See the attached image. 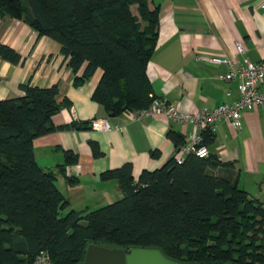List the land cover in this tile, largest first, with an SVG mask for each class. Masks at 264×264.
Wrapping results in <instances>:
<instances>
[{
  "label": "trees",
  "instance_id": "16d2710c",
  "mask_svg": "<svg viewBox=\"0 0 264 264\" xmlns=\"http://www.w3.org/2000/svg\"><path fill=\"white\" fill-rule=\"evenodd\" d=\"M150 1L0 0V16L56 42L75 86L100 70L92 100L114 117L151 104L146 68L160 10ZM0 58L21 62L3 45ZM20 89L21 97L0 101V264H32L39 253L52 264H81L89 245L157 250L179 264H264V197L251 199L236 184L233 164L213 155L190 154L181 163L172 157L136 181L125 163L101 175L117 183L118 201L64 213L68 201L55 172L41 169L32 155L34 139L69 127L51 123L61 107L57 86ZM201 136L205 148L214 137L208 130ZM171 138L176 150L182 146L180 135ZM64 154L60 172L76 163Z\"/></svg>",
  "mask_w": 264,
  "mask_h": 264
},
{
  "label": "crops",
  "instance_id": "0c3cea01",
  "mask_svg": "<svg viewBox=\"0 0 264 264\" xmlns=\"http://www.w3.org/2000/svg\"><path fill=\"white\" fill-rule=\"evenodd\" d=\"M159 7L158 39L146 68L150 97L165 100L177 112L212 110L239 98L236 82L221 81L230 66L207 65L200 57H227L231 68L243 59L264 63V0H151ZM0 45L21 58L11 64L0 58V101L22 96L21 86H57L60 110L52 116L57 129L33 140L36 164L55 172V184L68 201L64 213H84L118 201L122 194L114 180L101 175L125 163L132 165L136 181L143 171L160 169L176 151L172 135L186 144L189 133L199 132L190 124L163 118L135 120L133 113L109 117L92 100L101 71L75 86V75L66 66L59 45L38 36L22 21L0 16ZM237 46L243 48L238 51ZM81 75V71L77 76ZM260 90L264 93V80ZM108 118L120 131L101 132L90 128L94 120ZM233 129L230 122H216L209 155L232 163L234 180L251 198L264 197V109L243 110ZM92 145L98 151L95 155ZM65 152L76 163H65Z\"/></svg>",
  "mask_w": 264,
  "mask_h": 264
},
{
  "label": "built area",
  "instance_id": "2783aa9c",
  "mask_svg": "<svg viewBox=\"0 0 264 264\" xmlns=\"http://www.w3.org/2000/svg\"><path fill=\"white\" fill-rule=\"evenodd\" d=\"M240 53L243 48L237 46ZM207 65H226L230 66L224 76H219L221 81L236 82L239 85V95L236 102L220 104L212 110H195L188 113H180L168 104L165 100L152 97L151 104L148 108L133 113L135 120L163 118L166 121L178 124H190L199 132L189 133L186 137V144L178 148L174 153V160L181 163L187 155H194L198 158H206L208 150L202 145L201 132L208 130L214 132L216 122L227 120L233 129L238 127V118L243 110L250 111L257 108L264 109V93L260 90L264 80V63H252L243 59L242 63L235 68H231L233 62L227 57L210 56L200 57L198 61ZM90 128L101 132L120 131V127L113 125L108 118L94 120L90 123ZM32 264H52L49 257L45 253H39Z\"/></svg>",
  "mask_w": 264,
  "mask_h": 264
},
{
  "label": "water",
  "instance_id": "95a60500",
  "mask_svg": "<svg viewBox=\"0 0 264 264\" xmlns=\"http://www.w3.org/2000/svg\"><path fill=\"white\" fill-rule=\"evenodd\" d=\"M81 264H179L164 258L157 250L132 249L125 251L89 245Z\"/></svg>",
  "mask_w": 264,
  "mask_h": 264
},
{
  "label": "rangeland",
  "instance_id": "374dc122",
  "mask_svg": "<svg viewBox=\"0 0 264 264\" xmlns=\"http://www.w3.org/2000/svg\"><path fill=\"white\" fill-rule=\"evenodd\" d=\"M132 12L134 13V15L136 14V9H135V7L132 8Z\"/></svg>",
  "mask_w": 264,
  "mask_h": 264
}]
</instances>
